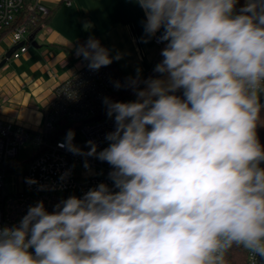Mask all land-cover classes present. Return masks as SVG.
<instances>
[{"label": "clouds", "instance_id": "9594fccd", "mask_svg": "<svg viewBox=\"0 0 264 264\" xmlns=\"http://www.w3.org/2000/svg\"><path fill=\"white\" fill-rule=\"evenodd\" d=\"M136 2L147 36L163 28L155 71L168 79L104 101L116 127L87 155L112 166L119 191L101 183L52 213L30 206L0 229V264H226L233 246L264 260V0L238 13V0ZM77 55L92 70L113 61L91 37ZM74 135L62 146L80 154Z\"/></svg>", "mask_w": 264, "mask_h": 264}, {"label": "built area", "instance_id": "2783aa9c", "mask_svg": "<svg viewBox=\"0 0 264 264\" xmlns=\"http://www.w3.org/2000/svg\"><path fill=\"white\" fill-rule=\"evenodd\" d=\"M66 3L71 5L72 1ZM49 13V7L40 0H0V37L8 39L11 47L19 46L12 57L18 58L28 50L46 25L44 18ZM38 26L40 30L36 31ZM161 35L155 36L159 48L156 64L163 60L161 51L167 44L159 41ZM88 63L85 61L55 87L53 98L44 107L41 128L0 119V229L18 227L29 207L41 201L52 213L61 201L71 196L83 198L101 183L112 192L119 191L109 177L112 166L87 153L89 141L95 143L97 153L109 146L106 136L116 125L114 117L108 116L104 101L112 102L124 90L126 81L108 66L92 70ZM180 91L183 99V89ZM260 103L264 105V93ZM60 130H73L72 143L81 150L80 154L62 146L67 134L53 138ZM27 142L36 147V155L23 172L16 174L18 165L13 161ZM11 178L16 179L10 181ZM29 251L34 254V249ZM257 260L264 264V260ZM246 264H257L248 252Z\"/></svg>", "mask_w": 264, "mask_h": 264}, {"label": "crops", "instance_id": "0c3cea01", "mask_svg": "<svg viewBox=\"0 0 264 264\" xmlns=\"http://www.w3.org/2000/svg\"><path fill=\"white\" fill-rule=\"evenodd\" d=\"M40 1L52 11L50 20L26 52L11 56L0 68V119L41 128L55 87L86 61L77 50L90 37L101 39L122 74L143 81L139 90L146 88L149 73H157L155 36L163 28L146 35L145 12L136 0H78L71 6L62 0L57 8L59 0ZM11 48L8 39L0 37V62ZM151 79L168 77L159 73Z\"/></svg>", "mask_w": 264, "mask_h": 264}, {"label": "trees", "instance_id": "16d2710c", "mask_svg": "<svg viewBox=\"0 0 264 264\" xmlns=\"http://www.w3.org/2000/svg\"><path fill=\"white\" fill-rule=\"evenodd\" d=\"M246 4L245 0H238L237 4H236V8L235 11L238 13L239 10L244 7V5ZM52 15V11L50 10V13L47 17L44 18V21L47 23ZM40 27L38 26L36 28V31H39ZM93 39H96L100 42L101 46H103V42L101 41V39L95 37ZM87 41H85L83 43L86 44ZM109 68H111L114 72H116L117 74L121 75L125 81H126V85L124 90L112 101V102H133L137 92L139 91V89L141 88L143 81H140L139 79H134V78H129L127 76H125L124 74H122L117 68L116 65L114 64V62L112 61V63L110 65H108ZM157 73H149L147 76V80H149L150 78H153L154 76H156ZM133 81H136V84H133ZM175 95L181 97V91L177 90L175 93ZM262 105L261 108V112H260V120L258 121V125H257V137L258 140L262 146V148H264V105ZM70 130L66 131H58L57 133L54 134L53 138H58V137H63L65 134H67ZM73 132V130H71ZM14 162V161H13ZM262 168H264V163L262 164ZM226 264H246L247 261V251L243 248V247H238V246H233L226 254Z\"/></svg>", "mask_w": 264, "mask_h": 264}, {"label": "rangeland", "instance_id": "374dc122", "mask_svg": "<svg viewBox=\"0 0 264 264\" xmlns=\"http://www.w3.org/2000/svg\"><path fill=\"white\" fill-rule=\"evenodd\" d=\"M75 1L78 2V0H72L71 5H76ZM79 1H81V3L83 4L85 0H79ZM61 2H62V0H59L58 3L56 4L55 8H57L60 5ZM245 2H247V0H245ZM66 6H69V5L66 4ZM156 48H158V46ZM135 98H136L135 99V101H136L138 99V96H136ZM35 151H37L36 147L33 144L29 143V142L25 143L19 149L18 156L13 162L14 164L18 165L16 170L14 171L16 174H18L20 172H23L26 169V167L28 166L30 160L36 155ZM262 164L260 165L261 167H262ZM15 179L16 178H11L10 181H14Z\"/></svg>", "mask_w": 264, "mask_h": 264}, {"label": "water", "instance_id": "95a60500", "mask_svg": "<svg viewBox=\"0 0 264 264\" xmlns=\"http://www.w3.org/2000/svg\"><path fill=\"white\" fill-rule=\"evenodd\" d=\"M34 43H35V42H34ZM18 47H19L18 45H17V46H14V47H12V48L7 52V54L5 55V58L0 62V68H1V67L7 62L8 59L11 58L13 52H14L15 50H17Z\"/></svg>", "mask_w": 264, "mask_h": 264}]
</instances>
